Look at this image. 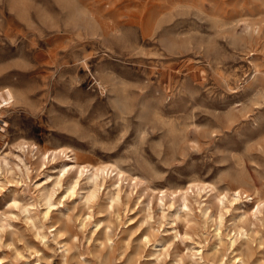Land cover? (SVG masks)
Here are the masks:
<instances>
[{
  "label": "rangeland",
  "instance_id": "1",
  "mask_svg": "<svg viewBox=\"0 0 264 264\" xmlns=\"http://www.w3.org/2000/svg\"><path fill=\"white\" fill-rule=\"evenodd\" d=\"M4 87L0 264H264V0H0ZM62 147L143 181L89 202Z\"/></svg>",
  "mask_w": 264,
  "mask_h": 264
},
{
  "label": "bare ground",
  "instance_id": "2",
  "mask_svg": "<svg viewBox=\"0 0 264 264\" xmlns=\"http://www.w3.org/2000/svg\"><path fill=\"white\" fill-rule=\"evenodd\" d=\"M173 35H171V36H173ZM177 40H179V39H177ZM175 43H176V41H175ZM95 80H96L97 84L102 86V83H101L100 79L95 78ZM112 80H113V78H112ZM169 91H170V89H169ZM14 99H15V96H14V93L12 92L11 89H9L8 87H4L3 89H1L0 90V109H2L4 106H10L11 103L14 101ZM25 143H26V141L22 142L21 143V145H22L21 147H25ZM33 147H35V146H33ZM37 147L38 146H36V148ZM70 151H71V153H68ZM60 153L65 155L67 157V159L70 160V161L64 162L63 166L60 168L59 174L57 176V183H61L63 178H64V176H66L67 174L73 172L74 178L72 180V183L67 187L66 190L68 192H70V193H74L75 191H78V190H76V188H77V186H79L78 184L80 183V179L84 178L86 180V183H87V188L84 189V191H83L84 192V197L89 202H91V201L94 202L95 198L99 194V191H100V189L102 187H105V188L106 187H109V188L113 187L110 199L113 202H119L121 200V198H122L121 197V192H122V183H123L124 180H128V181L130 180V183L134 184L135 186H137L141 181H143L138 176L130 175L128 172H126L124 169H122L120 166H118L116 163H113V162H109V161L106 162L105 161V162H101V163L99 162L97 164H92L90 162L89 163H84V164L83 163H79L78 156H77L78 153L76 154V152L73 149L66 150L63 147L59 148V149H54L52 151V154L54 156V157L52 156L53 159L56 158ZM45 156L46 155H44L42 157V159L43 158L45 159ZM49 156L50 155H48L46 157L49 158ZM25 166L27 168V171H29L30 168L28 167V165H26V163H25ZM51 176L52 175H48L46 177V182H48L47 179L48 178L50 179ZM112 177H114L115 180L112 181L111 183H109L108 185H106L107 184V179L112 178ZM215 188H216V186L213 183H210V182L208 183V182H205V181H190L186 186L181 187V188H177V189L171 191L170 192L171 195L177 194L178 197L181 198V200H182V206L176 208L175 209V213L174 212L173 213L176 215V217H180V210H183L184 211L183 214H185L187 216V218L186 217L185 218L189 220L188 216L193 211L192 208L189 205V197H188V195H189L190 191L194 192L195 189H196V193L199 196L202 195L203 191H205L204 195H206L207 196L206 199H208V197H209L208 196V192H210L211 190H214ZM160 191L162 192V194H161L159 199H160V202H163L164 201V197L167 195V192H166V190H160ZM235 191H236L235 192V196H234L235 198H233L232 201H236L237 199H239V195L240 194H242V193L245 194L247 192L245 190V188H243V187L241 188L240 186ZM51 194L52 193H50V191L49 192L45 191V192L42 193V195L44 197V200L46 201V204H48V206H50L52 204V202H51V200H52ZM246 195L248 196V193ZM226 196H227L226 192L223 195H220V194L216 195V198H218V201H220L222 203L221 205H224V201H225ZM198 201H199L198 203H200L201 200L199 199ZM232 201L230 200L229 202H232ZM173 205H174V202H172L170 204V206H173ZM260 207H261V203L258 202L257 205H256V208H255V211L260 212ZM200 209H201V211L203 212V214L205 216L208 215L209 206H208L207 202H205L203 205H200ZM46 214H47V212H46ZM219 223H220V227L217 229V234L221 235V225L223 223V214L222 213H219ZM234 241H235V239H232V242H234ZM236 258H238L239 260H242L241 256H237Z\"/></svg>",
  "mask_w": 264,
  "mask_h": 264
}]
</instances>
